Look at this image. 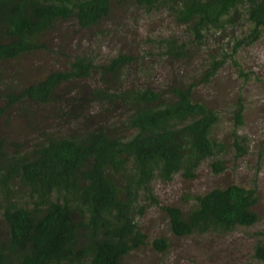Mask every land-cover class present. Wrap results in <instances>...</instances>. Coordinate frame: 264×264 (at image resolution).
Returning a JSON list of instances; mask_svg holds the SVG:
<instances>
[{"label": "trees", "instance_id": "trees-1", "mask_svg": "<svg viewBox=\"0 0 264 264\" xmlns=\"http://www.w3.org/2000/svg\"><path fill=\"white\" fill-rule=\"evenodd\" d=\"M116 7L136 26L138 12L169 16L185 39L159 36L156 53L179 64L208 37L226 36L224 31L239 20L248 27L227 38L229 52L209 49L190 77L172 72L161 89L122 84L126 68L142 59L122 50L100 62L58 50L65 60L62 69L20 81L21 70L10 62L40 50L50 54L45 37L60 25L73 27L62 38L93 30L105 25ZM262 29L264 0H0V125L11 118L30 127L43 106L41 118L56 123L53 131L36 128L29 143L0 133V264H126L123 257L146 243L163 253L167 239L158 235L147 241L138 223L146 207L158 206L150 183L168 182L175 174L191 181L204 160L218 175L226 168L228 146L234 157L245 153L236 133L241 98L233 105L226 146L211 136L218 115L194 97V88L208 83L225 62L245 81L248 74L234 55L255 42ZM255 191L228 183L185 194L183 207L158 210L176 237L224 234L256 223ZM256 234L253 260L244 264H264V235Z\"/></svg>", "mask_w": 264, "mask_h": 264}, {"label": "rangeland", "instance_id": "rangeland-1", "mask_svg": "<svg viewBox=\"0 0 264 264\" xmlns=\"http://www.w3.org/2000/svg\"><path fill=\"white\" fill-rule=\"evenodd\" d=\"M124 16L120 7L113 8L105 25L103 23V26L98 25L93 30L77 31V34L69 35L67 38L61 37L63 32L73 27L68 29L60 25L55 33L45 37L47 47L51 49L50 54L40 50L28 56H21L10 64L21 70L20 74L23 77L20 81L33 82L51 69L64 67L65 60L63 55L56 53L58 50L65 55L86 54L95 62H100L122 50L142 57L126 68L122 84H149L155 89H161L172 72L181 74L184 79L190 77L203 59H206L209 49H213L211 53L215 54L218 47H226V51L229 52L225 46L227 38L239 35L248 27L247 22L239 20L233 28L224 31L226 36L217 38L219 35L216 33L215 36L208 37L202 48L192 51L188 62L179 64L156 53L158 49L156 40L159 36L173 34L185 39L182 28L174 25L169 16L163 11L146 14L138 12L137 26ZM110 20L118 25L111 24ZM96 28L104 32L98 33ZM159 45L161 46L160 43ZM234 60L238 62L240 69L248 74L245 81L237 75V69L231 62H225L208 83L199 84L194 88V97L216 111L218 120L210 134L218 140H225L226 146L231 141L233 105L237 97L241 98L244 106L242 124L236 133L242 138L241 144L245 147V153L234 157L228 146L223 154L226 168L222 173L213 175L207 160H204L196 170L193 180L185 182L175 174L168 182L152 180L150 188L158 206L183 207L185 194L202 193L211 187L224 186L228 183L255 187L257 202L253 209L257 214L256 223L247 227H235L224 234L207 233L176 237L166 230L158 206H148L138 220L139 227L146 234L147 241L161 235L167 239L168 247L163 253H157L149 243H146L123 257L122 260L126 264H244L253 260L252 245L260 237L256 233L261 232L264 235V29L255 42L238 48ZM139 69H145L148 74L141 75L137 71ZM95 80L96 77L89 82L90 85H93ZM74 82L80 85L87 81ZM91 106L95 107L94 104ZM43 107L40 111L41 116L46 110L45 106ZM41 116L30 127L22 126L17 120L10 118L5 126L0 125V133L10 141L22 142L25 139L27 143L32 142L36 128L56 130L55 120L44 119Z\"/></svg>", "mask_w": 264, "mask_h": 264}]
</instances>
